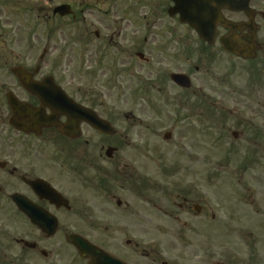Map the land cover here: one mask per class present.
<instances>
[{
	"label": "flooded vegetation",
	"instance_id": "af4514ba",
	"mask_svg": "<svg viewBox=\"0 0 264 264\" xmlns=\"http://www.w3.org/2000/svg\"><path fill=\"white\" fill-rule=\"evenodd\" d=\"M77 2L0 0V264H49L72 248L69 235L97 238L126 264H177L165 257L167 245L188 247V222L242 230L252 217L243 183L235 197L215 203L212 191L199 195L197 168L181 165L193 151L167 158L151 141L170 128V141L189 130V140L208 142L209 188L215 143L223 144V164L238 143L251 160L246 168L217 167L225 174L242 179L251 165L262 168L264 0H86L76 10ZM60 5L73 15L54 14ZM22 9L35 12L28 27ZM55 19L72 20L81 40L93 42L96 88L106 86L100 92L83 87L69 45L54 44ZM142 73L141 104L112 97L124 93V79ZM139 104L143 115L133 112ZM87 110L104 127L90 126ZM249 205L258 215L255 199ZM38 222L55 223V233ZM194 248L207 259L219 256L210 244ZM224 255L221 264L244 263L234 247Z\"/></svg>",
	"mask_w": 264,
	"mask_h": 264
},
{
	"label": "rangeland",
	"instance_id": "374dc122",
	"mask_svg": "<svg viewBox=\"0 0 264 264\" xmlns=\"http://www.w3.org/2000/svg\"><path fill=\"white\" fill-rule=\"evenodd\" d=\"M31 17H32L31 13H30V16L28 17H26L24 13H21V20L23 23H25L24 19H28ZM51 24L53 25V22ZM53 28H54L53 29L54 44L57 46L58 49L62 48L63 44H68L70 48L69 54L74 56V59L76 60V54L81 51L79 47L84 45L83 42H78L77 40L80 30H75V28L70 26L66 20H64L63 22L54 21ZM91 38H93V36H91ZM91 50H92L91 47H87V50L84 52V58H85L84 66L85 67L81 68V70L83 71H87V70L91 71V70H94L95 68L92 62L93 57L91 56L92 55ZM86 66L89 69H87ZM84 77L85 75L82 74V79L79 77L78 79L81 81V83H84L83 85L85 88H91V90L100 92L102 87H106L102 83L97 82V88H96L94 79L93 81L85 82ZM145 77L146 76L142 73V75H136V76L134 74L132 78L131 77L129 78V81L127 79H124V81L128 82V84L124 86V93L120 94L119 90L118 91L113 90L112 97L116 99L117 102H124V103L126 101L131 102V99H132L134 100L135 103L141 104V102L139 101V98L142 95V93L147 90L145 88L147 86L144 81ZM126 94H128V97L130 98L129 100H126ZM104 99L109 100V96H105ZM140 104L138 105V107L134 108L133 112L143 115L144 109L142 108V105ZM195 129L192 131L193 137L195 136V132H194ZM136 132L138 133V129H136L132 133H136ZM189 134L190 132L188 130V132L185 134L186 136L183 135L185 137L184 138L182 137V138L184 140L187 139L185 142L184 140H181V139L179 140L176 138L175 140L170 141V143L165 144L162 142L163 141L162 135L159 139H153L151 142H156V143L160 142V146L163 147L164 153H166V156L168 158L174 155H178L177 153L178 151H181L184 154L185 151H187L186 147L192 148V144L191 146L189 145L190 144V141L188 139ZM200 142L201 140L199 138L196 139V142L194 143L196 148H194V144H193L192 151H193L194 157H192V155H189V157H191L190 159L191 161L190 162H188V160L187 162L183 161L181 162V165H187V166L191 165V166L196 167L198 170V174L195 177H196L197 188H198L197 190L199 192V195H201L203 192L204 194H207L209 196V194L212 191L213 199L217 201L221 197L220 195L223 193L221 191V186H218V185L220 184L221 179L225 174H220L219 171H216L215 173H213V183L215 185L214 190L213 188H209L205 186L206 184L205 179L207 176L205 168H207L208 160H209L208 150H207L208 142H203V143H200ZM181 144L186 146L185 149L179 150V148H176L175 145L179 147ZM238 144L239 146L236 147V153L234 154L235 156L234 155L231 156L232 158L230 159L229 165L231 167L239 165L238 163L240 159H242V155L245 153L243 149L239 153V149L242 146H241V143H238ZM167 151L171 152L172 154L168 155ZM210 160L214 162L213 167L216 166V162L221 161L219 156L210 157ZM194 161L195 163H193ZM259 163H260L259 167L261 168L262 161H260ZM168 165L170 164H167V166ZM151 166L153 165L151 164ZM262 166L264 169V165ZM260 171L261 170L255 168L254 170H250L246 172L243 176V183L247 186L248 189H250V192L253 194V199H255V202L258 205V209L260 211V213L258 212V215H255L253 213L250 219V222H247L244 225L245 226V228L243 229L244 232L242 230L241 232H239L240 233L239 235L234 236L232 233L227 234L226 230L229 231V229H227L228 225L226 223H217V222L209 223V222H204L203 219H194L191 222H188L189 223L188 231L185 232L183 235V238L186 237V241L188 242V247H186L185 245H175L174 247H170V244H168L165 257H167L170 260L172 259L178 260L179 264H201V263L192 262V258L194 257V255L196 253H200L194 247L195 245L199 243H206V244L213 245L212 251H214L215 254L216 253L219 254V256L221 255L222 252H227V249L234 247L235 255L241 260L245 259L244 264H264V220H263L264 219V216H263L264 215V170L261 173ZM247 203H249L248 199H247ZM246 210L248 211V206H246ZM259 215H262V216L260 217ZM257 219L258 221H260V223H257L258 226H260L259 227L260 229L256 228L257 224L255 223V220ZM167 230L171 231L169 229ZM254 231L260 232V235L258 236L257 234V237H256V240L260 238L258 244L255 245L254 243L251 246H249L248 241H252L251 239H247L246 244H242V240H241L242 232L244 235L252 234L251 236H252V239L254 240L255 239V233H253ZM205 236H208V238H205ZM59 240L60 238L57 237L54 240L48 242L47 243L48 250L51 251L52 249H56L58 247L57 241ZM92 240H97V238H92ZM166 241H168V239H166ZM201 254L204 255V253H201ZM219 256L215 255V257H213L212 259H208L207 264H216L215 263L216 261L221 260ZM60 257L61 255L58 258ZM58 258L56 256H53V259L52 261H50L49 264H82V262L76 258L73 252L67 253L64 256V258L59 261H58ZM32 261L35 264H48V262H43L42 260H39V259L32 260Z\"/></svg>",
	"mask_w": 264,
	"mask_h": 264
},
{
	"label": "water",
	"instance_id": "95a60500",
	"mask_svg": "<svg viewBox=\"0 0 264 264\" xmlns=\"http://www.w3.org/2000/svg\"><path fill=\"white\" fill-rule=\"evenodd\" d=\"M72 243L76 246L78 249V252L83 257H89L94 262H91L89 264H97V256L99 255L97 249L84 240H81L79 238L71 239ZM107 258L103 257V264H107Z\"/></svg>",
	"mask_w": 264,
	"mask_h": 264
}]
</instances>
